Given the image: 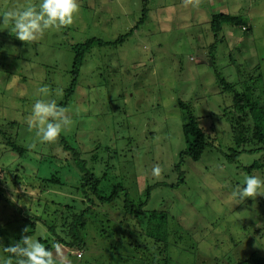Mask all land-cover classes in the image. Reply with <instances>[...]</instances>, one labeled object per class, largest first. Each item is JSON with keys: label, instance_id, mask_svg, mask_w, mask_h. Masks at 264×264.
Returning <instances> with one entry per match:
<instances>
[{"label": "rangeland", "instance_id": "rangeland-1", "mask_svg": "<svg viewBox=\"0 0 264 264\" xmlns=\"http://www.w3.org/2000/svg\"><path fill=\"white\" fill-rule=\"evenodd\" d=\"M29 3L39 0H0V15ZM79 3L71 27L50 30L31 45L16 39L11 25L0 24L3 245L21 239L25 227L33 238L53 244L57 237L46 223L61 226L63 218L90 206L84 244L62 247L72 264H140L141 255L163 260L159 253L167 244L150 236H161L160 231L178 243L171 249L172 264H238L264 256V196L241 204L231 196L247 176L264 178V144L250 143L229 161L236 111L217 78L237 84L240 92L250 89V100L264 106V0H200L198 6L196 0L187 5L183 0ZM219 14L243 17L250 30L224 26V41L216 42L211 23ZM121 36L128 37L118 43ZM93 38L109 44L95 45L86 55L69 98L73 48ZM43 86L53 93L43 98L67 108L72 120L59 144L41 143L37 129L27 123ZM181 102L191 105L210 143L199 161L182 156L188 115ZM257 112L255 105L253 117L260 125ZM11 140L22 154L9 151ZM72 149L95 170L99 196L107 198L117 187L123 191L111 202H100L89 189L92 205L84 204ZM157 164L161 178L151 174ZM53 177L65 186L49 187L46 181ZM127 197L136 206L149 198L140 216L127 215ZM153 212L158 216L151 224ZM56 235H63L60 227ZM6 255L0 249V264Z\"/></svg>", "mask_w": 264, "mask_h": 264}, {"label": "trees", "instance_id": "trees-1", "mask_svg": "<svg viewBox=\"0 0 264 264\" xmlns=\"http://www.w3.org/2000/svg\"><path fill=\"white\" fill-rule=\"evenodd\" d=\"M146 17H142V21L146 20ZM224 26H230L236 29H243L247 28L245 33H247L250 28H248L247 21L243 17L239 16H232L229 14H219L215 15L213 17L212 23H211V30L214 34V38L216 42L222 43L224 41L223 36V28ZM128 36H121L117 41L118 43H122L126 40ZM116 43V44H118ZM109 44V42H105L103 40H99L96 38L90 39L86 41L85 43H82L80 45L74 46V52H75V59H74V67L72 71L73 81L72 85L69 89L68 97L72 98L74 95L76 88L78 86V80L80 71L83 65V62L86 58V55L90 53V51L94 48L95 45H106ZM215 45L211 46V49H213ZM213 64V62H212ZM217 78L222 83V90L223 92H228L232 95L233 98V104L232 108L236 111V118L232 122L233 127V136H234V146L230 150L231 155H227L230 162H235L236 157L240 154V151L242 148H245L250 143H259L264 144V106H258L257 104L253 103L249 97L247 92L250 91L247 90V92H240L237 89V84L235 83H229L226 81L221 75H217ZM256 105L257 108V115L258 119L260 121V125H256L255 119L253 117V107ZM180 107L182 110L187 112L188 115V122L184 124L183 126V133L185 136V141L187 144V149L183 155H188L192 160L199 161L202 156L204 155L205 151L209 148L210 143L208 139L206 138V134L204 130L200 127V123L198 119L193 116L192 111L190 110L191 105L188 103L181 102ZM7 148H9V151L16 152L19 154H22L24 152V149L20 148L14 141L6 142ZM67 149V148H65ZM73 150V149H72ZM242 151H245L244 149ZM72 158L74 160V164H76L80 170V187L79 189L83 191V203L88 205H92V200L90 201L89 195L87 192L90 189V197L94 196L98 197L100 202H111L120 192L123 191L122 188L117 187L114 188L111 195L107 198H103L102 196H99L100 192L98 190L100 185V179L96 177V174L94 173L93 169H90V167L87 166L86 161H84L81 158V154L79 151L73 150L71 151ZM68 157L70 155L68 154ZM71 158V159H72ZM49 187L51 186H60L64 187L65 185L62 183L60 179H57L56 177H53L49 180H47ZM150 194V188L148 190V194ZM87 200V201H86ZM149 198L146 200H143L142 203L135 204L134 201L130 200L128 197L126 198V207L125 211L127 215L132 216H140L141 213H143V207L148 203ZM86 201V202H85ZM94 201V200H93ZM91 210V207H87L86 209L79 211L77 213H74L73 215L70 214V216H67L63 218L61 226L55 225L53 222L46 223L47 228L49 229L50 233L52 234V238L57 237V241H54V243L59 242L62 247L66 248H74L77 246H82L84 244V232L87 227V221H86V214ZM158 213L153 212L149 217V223L152 224L155 219H157ZM56 227L61 228V235H56ZM162 228V224L158 225L159 231ZM32 233H29V235ZM161 236H155L154 233L150 234L151 238L154 239V241L162 244V242H165L167 245H165L164 249H162L163 252L159 253V256H164L165 258L162 260L157 258L159 261H149L146 256L141 255V259L139 258L140 264H172L170 258V253L172 247L178 245L175 241L170 242V238L165 239V235L160 231ZM157 237H162L157 238ZM42 243H44L47 247L50 249L52 248L53 244H49V242L44 241L42 239H39ZM20 241V238L16 240V242ZM177 241V240H176ZM171 247V248H170ZM165 254V255H164ZM167 256V257H166ZM134 260V259H133ZM142 260V261H140ZM238 264H264V256H250L244 260L239 261Z\"/></svg>", "mask_w": 264, "mask_h": 264}, {"label": "clouds", "instance_id": "clouds-1", "mask_svg": "<svg viewBox=\"0 0 264 264\" xmlns=\"http://www.w3.org/2000/svg\"><path fill=\"white\" fill-rule=\"evenodd\" d=\"M191 4L192 0H183ZM200 0H196L199 5ZM80 12L79 0H39L38 4L29 3L8 9L0 15L3 25H11L10 33L23 44H34L41 41L50 30L59 31L71 27L78 19ZM247 30V28H245ZM244 30V28H243ZM245 30V31H246ZM136 32V31H135ZM37 96L27 117L30 128L37 129V136L41 143L59 144L61 133L72 124L68 109L61 107L54 99H45L53 93L48 86L37 89ZM57 94H62L57 90ZM36 148L33 143L30 146ZM163 168L157 164L151 169L155 178H161ZM264 178L258 175H249L244 179L243 185L236 186L231 196L238 203L249 199L264 196ZM31 229L25 227L24 235L18 242L4 246L0 239V249L7 255L2 264H72L68 255L62 252V245L54 243L50 249L39 239L29 235Z\"/></svg>", "mask_w": 264, "mask_h": 264}, {"label": "built area", "instance_id": "built-area-1", "mask_svg": "<svg viewBox=\"0 0 264 264\" xmlns=\"http://www.w3.org/2000/svg\"><path fill=\"white\" fill-rule=\"evenodd\" d=\"M246 29L244 28V31H245ZM82 256V254H81V252H78V257H81Z\"/></svg>", "mask_w": 264, "mask_h": 264}, {"label": "crops", "instance_id": "crops-1", "mask_svg": "<svg viewBox=\"0 0 264 264\" xmlns=\"http://www.w3.org/2000/svg\"><path fill=\"white\" fill-rule=\"evenodd\" d=\"M249 26V25H248ZM224 31V30H223ZM229 31H231V30H229ZM242 32H244V31H242Z\"/></svg>", "mask_w": 264, "mask_h": 264}]
</instances>
